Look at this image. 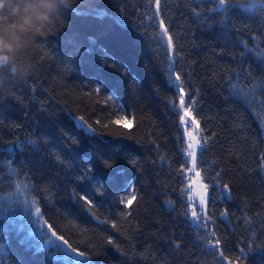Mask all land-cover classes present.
I'll list each match as a JSON object with an SVG mask.
<instances>
[{
	"label": "trees",
	"instance_id": "16d2710c",
	"mask_svg": "<svg viewBox=\"0 0 264 264\" xmlns=\"http://www.w3.org/2000/svg\"><path fill=\"white\" fill-rule=\"evenodd\" d=\"M20 3L5 0L0 20L10 19ZM70 4L78 11L104 10L108 15L98 18L64 10L54 31L40 37L31 51L32 73L24 79L9 75L0 89V146L25 139L49 141L39 143L38 150L17 152L15 173L0 164V243L6 245L0 264H81L71 258L50 259L62 254L45 248V237L34 231L39 226L31 223L36 219L31 201L42 213L41 223L47 221L57 235L86 251L91 264H226L207 246L206 233L194 230L181 215L185 209L179 190L185 185L176 169L184 165L177 116L165 102L174 98L166 80L167 37L161 40L165 26L181 50L184 90H194L197 99L198 111L192 113L209 138L202 177H216L221 188L228 185L231 196L217 191L213 203L214 187L203 180L208 184L210 231L229 258L240 256L243 248L246 258L241 264H264V104L249 108L230 95L225 81L226 75L236 72L251 71L254 78L264 75V64L258 63L264 53V11L234 10L228 20L237 32L226 33L221 26L224 16L209 13L213 5L207 2L161 0L158 15L155 0ZM193 9L202 19L193 15ZM161 17L164 24L158 27ZM239 41L253 52L246 53ZM0 71L7 75L6 69ZM257 91L264 101V92ZM80 116L96 134L79 126ZM63 143L70 144L75 158L91 164V181H75L79 164L67 168L57 162L56 153L70 159ZM114 149L130 155L117 156L114 166L105 169L102 161ZM7 158L0 151V161ZM20 161L26 162V171ZM128 180L133 184L125 192ZM97 181L108 189L104 198L93 201L99 220L71 195L73 188L92 195ZM116 197L131 203L117 204ZM24 237L32 248L18 243ZM35 248L41 251L36 253Z\"/></svg>",
	"mask_w": 264,
	"mask_h": 264
},
{
	"label": "snow or ice",
	"instance_id": "6c2138e0",
	"mask_svg": "<svg viewBox=\"0 0 264 264\" xmlns=\"http://www.w3.org/2000/svg\"><path fill=\"white\" fill-rule=\"evenodd\" d=\"M5 0H0V8L4 7ZM211 3L213 5L208 11L211 14H220L224 16V20L221 21V26L225 29V32L235 33L237 29L235 25L231 24L228 20L229 13L234 10H239L243 13H254L256 11H264V0H196V3ZM65 10H70L74 14L77 15H88L94 14L98 18H104L108 15V13L104 10H96L94 13H86L82 11H78L73 8L70 4V0H66ZM161 10V0H155V14L158 15ZM193 15L198 19H202L200 12L193 9ZM206 22V21H203ZM164 24V20L161 17L157 20V26H161ZM167 37L166 41L163 43V47L166 49L167 61H166V80L169 83V86L173 88L174 98L167 99L165 98V102L168 104L169 110L177 116V123L180 127V136L177 137L178 141L181 143V147L178 149L182 164L184 166L176 169L177 174L179 175L182 183L185 185L183 189H180L179 192L181 194V201L184 206V211L181 213L186 219H188L189 223L192 225L193 229L196 231H204L206 235L209 237L207 241V246L211 249L215 250V253L221 258V260L226 261V264H241L242 259L246 258V253L243 248H240L239 251L241 253L240 256L229 258L226 252L221 248V241L216 237L214 231H210V225L212 223V216L208 214L207 210V191L208 184H204L202 181L207 179L211 181L214 187V193L212 196V202L215 203V192L219 191L228 195L229 199L231 196L229 194L228 185H221L219 180L216 177L205 175L201 177L200 171L198 168H201L203 164L206 162L205 152L207 151L208 139L203 136L201 133L200 139L196 138L195 133L200 132V121L192 115L193 110L198 111V103L197 99L194 95V90L185 91L184 86L185 82L182 77V73H184L182 64H179L178 61L181 59V50L173 43V38L169 34L168 27H163L161 32V40H164V37ZM241 46L244 47L245 52L251 54L253 50L248 48L246 42L239 41ZM258 63L264 64V53L260 54V58L258 59ZM181 68L180 72L176 71L177 67ZM225 81L230 90V95L233 98H237L241 100L246 106L249 108L253 106H257L259 104H264V101H260L258 99V89L260 92H264V75L259 78H254L251 74V71H246L241 74V72H236L234 76L226 75ZM255 81V82H253ZM251 83V87L248 84ZM100 88H96L95 92H100ZM110 99H115V97H110ZM123 110V109H121ZM79 126L86 129L89 133L96 134V130L88 124L83 116L78 117ZM99 123V121H97ZM187 130V131H186ZM185 131L187 140L185 141ZM98 135V134H97ZM66 139H71L66 137ZM193 141H195L193 143ZM48 140L36 141L33 139H25L22 143L20 141H15L9 145L0 146V151H3L8 154V158L0 161V164L3 167H6L9 172L15 173L16 168L14 165L16 164L15 155L17 152H24L27 148H33L34 150H38L39 143H48ZM107 142V141H105ZM72 143L78 144L79 141H72ZM121 145L123 141H120ZM159 146H157V149ZM63 149H67L70 159H62L61 156L56 153L55 158L57 162L64 164L67 168H72L73 163L75 162L78 166L79 171L75 174V181L79 183H84L85 181H91L93 179V169L90 163L84 161L83 158H75V155L71 151V146L68 143H63ZM119 155H123L125 158L129 157V153L123 152L121 153L120 149H114L111 156L108 159H103V165L105 169L112 168L114 165L112 161ZM82 161V163H81ZM20 165L26 171V162L20 161ZM170 167V165H169ZM207 172V170H205ZM118 175H123V172L118 173ZM219 174H217L218 176ZM199 178V179H195ZM109 180L114 182V177H109ZM98 187L93 188L92 195L86 194L81 195L80 192L76 191L75 188L71 190V195L74 200L80 202L81 208L87 212L93 219L99 220L98 217L95 216L93 209L97 207L94 204V199L97 196L101 198L105 197V192L108 191L105 188L104 184L100 181H97ZM133 182L128 180L125 184L124 191L128 192L132 187ZM194 186L203 190V195L200 191H194ZM34 191L37 192L38 195H42L43 191L39 189L33 188ZM111 195V193H109ZM91 197V198H90ZM133 199L135 196L133 194ZM115 202L117 204L123 203L125 205H129L131 203L126 197H116ZM32 203H36V201H32ZM25 207L28 208V201H24ZM190 205V207H189ZM11 206V205H9ZM199 209V211H197ZM33 215V213H30ZM42 215L39 208L35 209L34 216L36 219L31 221L34 225H38V233L45 237V248H49L50 246L56 249L62 255L57 256L53 255L50 257L52 260L56 259H76L81 261V264H91L90 256L86 251H79L78 247H73L72 244L69 243L68 240L64 238L63 235H57L55 230H52V226L47 224V221L41 223L39 217ZM100 223H107V221H100ZM112 227L115 228L116 224L113 222ZM199 238V237H198ZM111 243V241H109ZM18 243L22 246H26L27 248L31 247V241L29 238L24 237L18 241ZM6 245L4 243H0V254L5 252ZM36 253L41 251L40 248H35Z\"/></svg>",
	"mask_w": 264,
	"mask_h": 264
},
{
	"label": "clouds",
	"instance_id": "9594fccd",
	"mask_svg": "<svg viewBox=\"0 0 264 264\" xmlns=\"http://www.w3.org/2000/svg\"><path fill=\"white\" fill-rule=\"evenodd\" d=\"M65 6L66 0H21L10 19L0 20V70H7L0 75V89L9 75L24 79L32 73L30 53L40 37L54 31Z\"/></svg>",
	"mask_w": 264,
	"mask_h": 264
},
{
	"label": "rangeland",
	"instance_id": "374dc122",
	"mask_svg": "<svg viewBox=\"0 0 264 264\" xmlns=\"http://www.w3.org/2000/svg\"><path fill=\"white\" fill-rule=\"evenodd\" d=\"M192 115H193V113H192ZM194 116V115H193ZM196 118V117H195ZM187 131V130H186ZM186 131H185V141L187 140V136H186ZM201 129H200V132L199 133H195V135H196V138L197 139H200V135H201ZM195 141H193V143H194ZM198 171H200V173H201V170H200V168H198L197 169ZM201 177H202V174H201ZM195 179H199V178H195ZM203 182V181H202ZM204 183V182H203ZM205 184V183H204ZM194 191H200L201 192V194L203 195V190L202 189H200V188H198V187H196V186H194ZM206 199H207V208H208V191H207V196H206ZM29 205L31 206V211L33 212V211H35V209H36V203H32V201L29 203ZM199 209H197V211H198Z\"/></svg>",
	"mask_w": 264,
	"mask_h": 264
}]
</instances>
